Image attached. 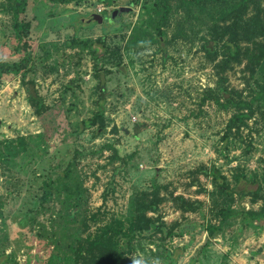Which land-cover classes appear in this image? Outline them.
<instances>
[{
	"label": "rangeland",
	"instance_id": "obj_1",
	"mask_svg": "<svg viewBox=\"0 0 264 264\" xmlns=\"http://www.w3.org/2000/svg\"><path fill=\"white\" fill-rule=\"evenodd\" d=\"M134 1H29L33 64L0 81V264H74L73 247L109 226L126 234L121 249L132 264H264V220L248 214L264 209V195H224L203 172L217 168L231 185L244 173L264 194V58L251 67L256 47L239 37L240 54L220 72L234 28L232 18L221 21L226 5L197 9L194 19L176 1L169 13ZM9 2L0 0V63L13 64L26 53L16 49ZM121 7L133 10L114 20ZM98 14L104 22H83ZM252 16L264 22V0L250 3ZM216 22L225 25L219 33ZM100 37L108 53L95 60ZM99 69L109 71L103 102ZM30 80L40 113L28 101ZM237 114L250 116L229 131ZM154 189L160 205L149 216L163 231L133 239L135 199ZM179 197L197 210L184 212ZM221 211L232 216L209 238Z\"/></svg>",
	"mask_w": 264,
	"mask_h": 264
},
{
	"label": "trees",
	"instance_id": "obj_2",
	"mask_svg": "<svg viewBox=\"0 0 264 264\" xmlns=\"http://www.w3.org/2000/svg\"><path fill=\"white\" fill-rule=\"evenodd\" d=\"M29 1L30 0H10L8 4L10 6L9 13L13 18V33L18 42V47H16V49L26 53V55L19 63H0V81L5 75H19L21 73H27L33 64L32 53L29 49V44L27 41L31 30V23L26 20ZM51 1L55 4L68 5L79 0ZM141 1L146 4H149L150 2L158 3L162 5L168 13L172 9L171 1H176L178 2V8H186L188 12L192 11V16L194 19H199L198 17L200 16V14H196L195 16L193 14L194 12H199L197 9H207L210 5L214 7H222V5H226L224 10H222L223 17L221 18V21L226 22V20L232 18L234 28L230 30V26L225 27L227 30L226 34L229 32V30L232 32V36H230L229 40L227 41L228 47L231 50V55L224 62L217 64V67H220V72H225L231 67V63L233 62L231 59L233 58V53L236 55L240 54V52H238L239 50L233 51L234 49H238L237 38L239 37L245 39L247 42H253V47H256V50L251 53L252 56H250L251 67L255 66V64L259 65L264 58V41H256L257 38L264 37V22L261 21L259 16L245 17L249 11V5L250 3H253V0H135L134 4H138ZM167 18L168 17H166L165 20ZM244 19H247L248 22L244 21ZM223 26L225 25H221L218 22L214 24V28L217 30V33H219V30L223 29ZM162 28L163 27L161 25L158 26V34L160 36H163ZM181 31L184 33V30ZM220 39L222 40V37H220ZM93 44L92 56L95 60H99L102 56L108 53L105 39L103 37L96 39ZM209 45L210 50L208 51L213 52L214 48L212 43L209 42ZM250 49L251 47L248 46L245 51L248 52ZM108 73V70L99 69V71L95 74L96 80L98 81L96 91L98 92L100 101L102 102L106 101L109 95L107 88ZM26 84L28 86V101L36 109V111L40 113L45 106L43 98L36 90L34 81L30 80ZM259 96L264 99V91L261 92ZM234 106L239 107L240 110L247 109L250 112L252 111L250 102L239 101L235 102ZM249 116L250 115L244 117L242 114L235 115L228 124V130L232 131L235 128H239L242 124H244L245 120ZM95 117L103 118L102 108L99 109ZM80 124L82 128H85L86 123L84 121ZM19 142L21 145H23L25 143L24 138L20 137ZM203 172L214 179L216 187L224 195H253L257 198H260L264 195L262 194V186L258 183L257 179L251 180L244 173H238L234 178L235 184L231 185L228 183L227 178L222 175L221 171L217 168H213L211 171L204 170ZM253 184L257 185L256 189L250 187L253 186ZM46 185L48 186V189L51 186L50 183H47ZM46 192L49 191L46 190ZM178 201L181 202L180 208L184 212L195 211L199 206L198 202L192 203L183 197H179ZM159 205L160 197L158 189H154L152 193L144 192L137 195L135 199V216L130 223V234L133 239L137 237L140 238L152 236L155 233L163 231L164 227L162 221L149 216L150 213L156 212L158 210ZM248 214L255 220H264V209H262L261 212L253 211L248 212ZM220 216L222 217V222L219 226L210 225L206 228L209 238L215 237L216 233L222 230V225L232 216V213L230 211H221ZM119 229L120 228L116 226H109L105 229H99L94 235H90L86 239L81 240L77 247H73L74 264H132V259L129 258L128 255L125 254L121 249V236H125L126 234H121ZM133 239L129 240L132 241Z\"/></svg>",
	"mask_w": 264,
	"mask_h": 264
},
{
	"label": "water",
	"instance_id": "obj_3",
	"mask_svg": "<svg viewBox=\"0 0 264 264\" xmlns=\"http://www.w3.org/2000/svg\"><path fill=\"white\" fill-rule=\"evenodd\" d=\"M132 10H133L132 8L121 7L120 9L113 11L112 17H113V19H116L117 16H121L124 13L131 12ZM94 21L102 23V22H104V17L102 15L98 14V15H91L86 20H83V22H86V23H90V22H94Z\"/></svg>",
	"mask_w": 264,
	"mask_h": 264
},
{
	"label": "built area",
	"instance_id": "obj_4",
	"mask_svg": "<svg viewBox=\"0 0 264 264\" xmlns=\"http://www.w3.org/2000/svg\"><path fill=\"white\" fill-rule=\"evenodd\" d=\"M97 12H98V13H101V12H102V9H99Z\"/></svg>",
	"mask_w": 264,
	"mask_h": 264
},
{
	"label": "clouds",
	"instance_id": "obj_5",
	"mask_svg": "<svg viewBox=\"0 0 264 264\" xmlns=\"http://www.w3.org/2000/svg\"><path fill=\"white\" fill-rule=\"evenodd\" d=\"M134 264H138V262H134Z\"/></svg>",
	"mask_w": 264,
	"mask_h": 264
}]
</instances>
